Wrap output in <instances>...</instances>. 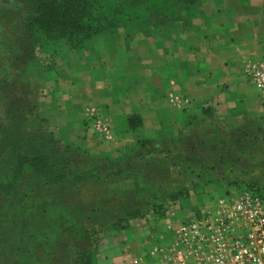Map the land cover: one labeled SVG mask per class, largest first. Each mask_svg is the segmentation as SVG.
Instances as JSON below:
<instances>
[{
  "label": "crops",
  "instance_id": "obj_1",
  "mask_svg": "<svg viewBox=\"0 0 264 264\" xmlns=\"http://www.w3.org/2000/svg\"><path fill=\"white\" fill-rule=\"evenodd\" d=\"M47 51L53 63L36 65L31 81L34 113L91 157L118 153V191L90 184L109 190L113 221L130 209L147 214L102 231L95 264H155L148 240L171 239L169 207L159 217L144 205L167 201L201 170L224 185H264V93L246 75L264 60V0H204L186 27L121 28L93 49ZM133 115L142 118L137 131L127 123Z\"/></svg>",
  "mask_w": 264,
  "mask_h": 264
},
{
  "label": "trees",
  "instance_id": "obj_2",
  "mask_svg": "<svg viewBox=\"0 0 264 264\" xmlns=\"http://www.w3.org/2000/svg\"><path fill=\"white\" fill-rule=\"evenodd\" d=\"M204 0H21L24 5V38L20 43L31 52L36 47H46L58 43L67 44L71 50H89L101 42L113 41L118 29L123 28L128 35L145 34L161 30L166 26L180 23L189 26ZM223 0H216L217 3ZM3 21V20H2ZM4 23V22H3ZM2 23V24H3ZM9 36L0 40V49L5 53ZM0 61L2 57L0 56ZM2 83H0L1 85ZM1 92V89H0ZM34 109V105H33ZM35 110V109H34ZM28 124V133L20 134L4 130L0 127V166L3 182H0V196H8L17 191L19 182L25 177L39 181L44 187L63 185H83L100 182L97 170L84 167V161L91 154L78 140L75 142L61 140L53 131L45 126V120L35 113ZM37 122V128L31 129ZM127 123L132 131L142 127L139 115L130 116ZM141 147L144 146L142 143ZM83 166V167H82ZM207 174L208 170H201ZM197 185L194 186V188ZM189 189L170 194L164 202H148L144 207L153 210L159 217H164L169 202H180L187 197ZM142 209L128 210L125 217L116 218L107 230H125L129 222L145 218ZM69 216L61 218L64 226L73 225L75 241L79 249L74 264H95L97 255L98 233L90 237L88 228L76 222H69ZM52 221L55 219L52 218ZM58 232L56 221L52 223ZM12 229L7 254L10 259L0 264H20V254L26 245L16 231V225L9 223ZM13 227V228H12ZM90 232V231H89ZM6 233V232H5ZM3 243V242H2Z\"/></svg>",
  "mask_w": 264,
  "mask_h": 264
},
{
  "label": "rangeland",
  "instance_id": "obj_3",
  "mask_svg": "<svg viewBox=\"0 0 264 264\" xmlns=\"http://www.w3.org/2000/svg\"><path fill=\"white\" fill-rule=\"evenodd\" d=\"M23 6L21 0H0V40L9 36L8 51L4 53L0 49L2 57L0 61V83H2L0 85V127L20 134L28 133V124L31 116L34 117L33 103L38 96H35L36 93L32 90L31 81L35 77L36 65L50 66L53 63V56L47 51L48 47L45 50L36 47L31 52L21 45L25 20L24 12L21 11L24 9ZM66 46L68 47L67 44ZM47 57L51 59L49 64L43 60ZM40 93L42 94L41 88L37 94ZM45 123L50 131H53L61 140L68 142L65 130H56L46 121ZM117 157L118 153L108 157L97 155L82 164L84 167L97 170L101 176L99 183H106L110 187V192L111 189L116 192L119 186L118 181H113V175L119 174L123 179L122 171H120L122 169L118 168L119 163L115 162ZM3 163L4 161L0 160V166ZM2 175L0 172V182H3ZM96 183L98 182L90 184ZM90 184L63 185L53 188L44 187L41 182L25 177L19 182L16 192L8 196H0V263L10 259L6 255L9 245L4 244V241L7 237L10 238L9 232L14 231L7 229L11 228L8 227L9 223H13L16 225L15 233L20 234L19 237L27 247L20 254V264H74L75 255L80 246L75 241L73 225L64 226L61 218L69 216L70 223L74 221L86 226L90 237H94L92 231L98 233L96 238H100L101 232L107 230L114 218L112 214L116 208H114L115 200H111L107 195L109 190L97 189ZM200 184H203L202 192L210 194L211 198L225 197L228 192L240 191L247 185L238 183L224 185L211 175H202L198 172V175L183 188L191 189L195 185H197L195 188H198ZM188 201V197L180 199L179 205L188 207ZM52 218L55 219L60 232L52 224L54 222Z\"/></svg>",
  "mask_w": 264,
  "mask_h": 264
},
{
  "label": "built area",
  "instance_id": "obj_4",
  "mask_svg": "<svg viewBox=\"0 0 264 264\" xmlns=\"http://www.w3.org/2000/svg\"><path fill=\"white\" fill-rule=\"evenodd\" d=\"M246 75L264 93V60L248 64ZM202 186L189 189L188 207L168 203L163 226L171 239L148 240L155 264H264V185L247 184L217 198Z\"/></svg>",
  "mask_w": 264,
  "mask_h": 264
}]
</instances>
